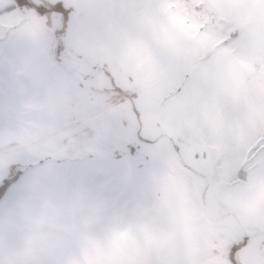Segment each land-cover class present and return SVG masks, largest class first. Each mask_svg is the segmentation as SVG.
Masks as SVG:
<instances>
[{"label":"rangeland","instance_id":"obj_1","mask_svg":"<svg viewBox=\"0 0 264 264\" xmlns=\"http://www.w3.org/2000/svg\"><path fill=\"white\" fill-rule=\"evenodd\" d=\"M55 2L20 7L76 88L51 158L128 159L100 172L156 170L144 188L166 219L179 221V199L212 236L222 221L227 238H264V65L252 42L196 0H62L57 53L60 17L35 11Z\"/></svg>","mask_w":264,"mask_h":264},{"label":"crops","instance_id":"obj_2","mask_svg":"<svg viewBox=\"0 0 264 264\" xmlns=\"http://www.w3.org/2000/svg\"><path fill=\"white\" fill-rule=\"evenodd\" d=\"M196 1L264 65V0ZM17 4L0 0V183L18 172L0 198V264H264V238H227L222 221L212 236L190 204L175 200L180 219H166L144 188L159 180L154 169L102 173L130 160L51 158L66 147L52 129L76 88Z\"/></svg>","mask_w":264,"mask_h":264},{"label":"snow or ice","instance_id":"obj_3","mask_svg":"<svg viewBox=\"0 0 264 264\" xmlns=\"http://www.w3.org/2000/svg\"><path fill=\"white\" fill-rule=\"evenodd\" d=\"M27 7L25 0H19L16 5L17 8ZM35 11L37 15L45 17L49 16H59L61 20V27L53 29V37L56 39V51L59 53L62 50V45L59 41V37L63 34V27L69 19V10L64 6L62 0H56L55 3L51 4L49 7H44L43 5H36Z\"/></svg>","mask_w":264,"mask_h":264},{"label":"trees","instance_id":"obj_4","mask_svg":"<svg viewBox=\"0 0 264 264\" xmlns=\"http://www.w3.org/2000/svg\"><path fill=\"white\" fill-rule=\"evenodd\" d=\"M17 174L18 172L12 173L8 178H6L0 183V198L3 196V194L5 193L7 188L11 185V183L15 180Z\"/></svg>","mask_w":264,"mask_h":264},{"label":"built area","instance_id":"obj_5","mask_svg":"<svg viewBox=\"0 0 264 264\" xmlns=\"http://www.w3.org/2000/svg\"><path fill=\"white\" fill-rule=\"evenodd\" d=\"M88 134V133H87Z\"/></svg>","mask_w":264,"mask_h":264}]
</instances>
